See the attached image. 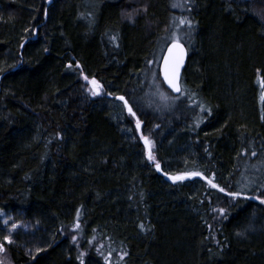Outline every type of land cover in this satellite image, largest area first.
I'll return each mask as SVG.
<instances>
[{"label":"trees","instance_id":"trees-1","mask_svg":"<svg viewBox=\"0 0 264 264\" xmlns=\"http://www.w3.org/2000/svg\"><path fill=\"white\" fill-rule=\"evenodd\" d=\"M48 1L0 0L11 264H264V0H189L182 14L173 0ZM180 16L174 96L153 64ZM82 75L104 94L89 98ZM193 172L204 179L168 178Z\"/></svg>","mask_w":264,"mask_h":264},{"label":"snow or ice","instance_id":"snow-or-ice-1","mask_svg":"<svg viewBox=\"0 0 264 264\" xmlns=\"http://www.w3.org/2000/svg\"><path fill=\"white\" fill-rule=\"evenodd\" d=\"M180 6H181L180 4H173V7H180ZM179 24L180 25L187 24L190 27L192 24V21L185 19V18H181L179 20ZM113 39H115V37H113ZM185 56H186V50L183 44L179 42V37H175L171 44V47L167 49V55L163 58V75H164V80L167 82L168 86L177 93L182 92V87L180 83V70L184 66ZM69 67H71V65H69ZM77 67H80V66L77 65ZM84 79L88 81L89 78L85 76ZM89 83L91 87L88 89V91H90L93 96L99 95L103 87L99 83V81L93 78L89 81ZM260 84H261V87L264 88V77L260 78ZM117 99L124 101L125 105H127V101L125 100L123 96L117 97ZM261 102L264 103V93H262L261 95ZM204 110L205 109L201 107V111H204ZM128 112L132 116L136 115L135 112H133L131 107H128ZM136 127L137 128L140 127V121L138 119L136 121ZM143 140H144L145 145L148 147V159L155 160V157L152 155V151H151L152 142L148 139V137H143ZM253 155H255V153H253ZM156 167L157 169L160 168L159 163L156 164ZM189 175L195 177V176H202L203 174L199 172H193L190 174L177 175V176L170 177V178L173 179L174 181H183ZM213 179H214V176L212 179H208V183L214 188L219 187L217 184L213 183ZM219 190L221 192L224 191L223 188H220ZM229 195L238 197L240 196V193L238 192L229 193ZM261 203H264V200H261ZM223 211H224L223 209H220L221 213H223ZM78 217H79V213L77 214V218ZM4 223L5 225H7L8 221L5 220ZM16 227L17 225L15 224L12 225V229H15ZM76 227L79 228V223L76 224ZM141 227L143 228V225H141ZM13 242L14 241L12 240L11 236L6 235L3 238V242H0V252H3L6 250L5 243L12 244ZM0 264H3V262L0 261Z\"/></svg>","mask_w":264,"mask_h":264},{"label":"rangeland","instance_id":"rangeland-1","mask_svg":"<svg viewBox=\"0 0 264 264\" xmlns=\"http://www.w3.org/2000/svg\"><path fill=\"white\" fill-rule=\"evenodd\" d=\"M188 1H189V0H173L174 4H180V5H181L180 7H176V9L178 8V11H179L181 14H182L183 12H186V10H187V5L189 4ZM180 13H179V15H181ZM180 18H182V16H180ZM183 18H184V17H183ZM179 20H180V19H177V20L175 21V28L173 29V31H172L171 34H170L171 37H170L169 40L166 41V42H170V43H172L175 37H179V42L183 44V39H182V37H181V34H182V33L179 34V33H180V32H179V29L182 28V26L179 24ZM166 42H165V44H166ZM161 58H162V56L159 55V57H157V59L155 60V62H154V64H153L154 69H158V70H159L160 62H161ZM84 77H85V76L82 75V76H81V80H82V82H83V84H84V88H85V92H86L87 96H88L89 98H91V99H95V98L101 97V96L104 94V88L102 87V89H101L99 95L93 96V95L91 94V92L88 91V89L91 87V85H90V83H89V81H90L91 79H88V81H86V80L84 79ZM97 81H98V80H97ZM99 83H100V82H99ZM100 84H101V83H100ZM127 111H128V108H127ZM128 113H129V112H128ZM130 116L134 119L135 124H136V121H137V119H138V118L136 117V115H135V116L130 115ZM138 120H139V119H138ZM137 130H138L140 136L142 137V139H143V137H148V136H146V135L143 134V131H142V124H141V122H140V127L137 128ZM148 139L152 142V148H151V151H152V155L155 157V146H154V143H153V141L151 140L150 137H148ZM143 141H144V140H143ZM144 144H145V143H144ZM145 147H146L147 155H148V147H147L146 145H145ZM150 161H151L153 164L156 163V157H155V160H150ZM187 174H190V173H187ZM178 175H186V174H178ZM174 176H177V175H171V176L168 177V178H169V181L172 182V183L184 182V181L194 180V179H197V178L204 179L203 176H195V177H193V176H190V175H189V176H187V178L184 179L183 181H174L173 179L170 178V177H174ZM261 200H264V197H263ZM5 220L8 221L7 225H5V223H4ZM13 224L17 225V227H16L15 229H12V225H13ZM20 228H21L20 225L17 224V223L15 222V220L11 217L10 214H8V213H6V212L0 210V242H3V238H4L6 235H9L8 232H12V233H13V232H16V230H18V229H20ZM9 236H12V235H9ZM6 244H7V243H5V245H6ZM0 261H2L3 264H11V262H10V260H9V257H8V255H7V253H6V251L0 252ZM106 261H107V264H124L123 255H122L121 253H116V254L113 255V256H109V255H107V257H106Z\"/></svg>","mask_w":264,"mask_h":264},{"label":"water","instance_id":"water-1","mask_svg":"<svg viewBox=\"0 0 264 264\" xmlns=\"http://www.w3.org/2000/svg\"><path fill=\"white\" fill-rule=\"evenodd\" d=\"M51 3H52V0H49V1H48V4L50 5ZM36 38H37V31L35 32V36H34L33 39L35 40ZM26 43H27V40L22 44L21 52L23 51V47H24V45H25ZM181 44H182V43H181ZM183 46H184V48H185V50H186V56H185L184 66H183V67L181 68V70H180V83H181V87H182L183 74H184L185 68H186L187 63H188V50H187V47H186L184 44H183ZM169 47H171V44L167 47V49H168ZM167 49L165 50V52H164V54H163V56H162L161 62H160V67H159L160 76H161V79H162L164 85L166 86V88H167L169 91H171L172 94H173L174 96H179V95H181L182 92H180V93L175 92L173 89H171V88L168 86L167 82L164 80V75H163V58L167 55ZM14 70H15V69H14ZM2 77H3V76H2ZM2 77L0 78V82H1ZM0 91H1V87H0Z\"/></svg>","mask_w":264,"mask_h":264}]
</instances>
